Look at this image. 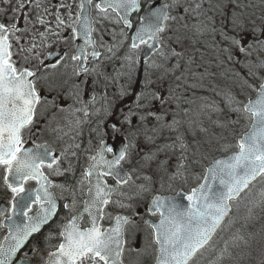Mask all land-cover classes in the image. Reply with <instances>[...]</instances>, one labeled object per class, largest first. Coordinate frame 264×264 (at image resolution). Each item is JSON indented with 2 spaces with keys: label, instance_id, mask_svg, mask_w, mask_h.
Here are the masks:
<instances>
[{
  "label": "snow or ice",
  "instance_id": "snow-or-ice-1",
  "mask_svg": "<svg viewBox=\"0 0 264 264\" xmlns=\"http://www.w3.org/2000/svg\"><path fill=\"white\" fill-rule=\"evenodd\" d=\"M92 2L93 0H81V12L87 13L83 16L84 25L88 23ZM229 2L233 3L235 8L245 6L238 3L237 0H229ZM3 3L10 4L11 0H3ZM173 6L182 9L183 15H170L169 10ZM24 7L25 4L20 2L17 7L12 8V12L16 13ZM95 7L102 13H107L108 9H112L118 14L122 13L120 18L130 27L128 14L138 10L140 3L139 0H100ZM217 8H222V5L213 3L212 0H185L184 4H181L180 0H173L171 5L150 6L146 10L145 16L141 18L143 22L133 36L131 47L136 49L140 44H146L149 49H153L155 44L160 42L161 34L166 30L169 20L184 21L182 27L190 28L192 36L185 35L176 38V43L181 45V50L172 49L170 55L176 58V64L167 71L180 70V75L175 79L181 82L177 87L183 86L185 91L213 92L215 88L207 82L210 77L214 76V73L209 71L205 63L197 62L194 56L187 54L184 47L186 41L189 46L194 48L197 44L203 45L206 41L202 38L211 35L213 40L211 44H208V47L215 48L219 53V56L214 59L221 64L232 62L237 53L247 58L251 57L254 51H264V40L257 37L258 32L264 35V31L251 29V38H249V30L244 27L241 13L236 10L232 11L230 20H221V27L217 30L214 26L213 16L208 15L210 11L214 12ZM6 12V8H0V14ZM220 14L224 16L223 11ZM24 18L27 19L26 16ZM15 20L16 17L13 15L6 22L0 21V166H3L8 174L5 176V183L8 184L12 192L23 193L13 205V211L14 214L22 216L24 219L17 222L8 218L10 221L7 225L8 235L4 237V242H0V264H13L14 258L25 246L29 237L33 233L39 232L41 227L56 214V197L49 190L52 187V182L48 180L42 169L44 166L49 169H52L54 165L59 167L60 163V157L54 156L46 145H36L35 150L32 148L22 149L21 147L23 131L33 124L37 107L44 98L37 92L34 80L29 79L34 77L35 73L27 68L18 69L12 60L11 48L13 45L9 40V34L14 35L19 31ZM228 24L230 27H227ZM91 32V27H87L86 36H90ZM150 41L152 43H149ZM86 42L94 44L91 39H87ZM83 53L84 49H80V52L72 59H80ZM98 55L99 53L92 52L93 57ZM160 55L165 60L169 59V56L164 52H161ZM201 59H203V53H201ZM237 62L249 69V75L252 74L251 60ZM259 66L264 67V60L260 62ZM80 70L87 71V69ZM236 75L239 76V73ZM149 84L150 81H146L143 89L135 96V109L141 107L146 109V114L139 116L142 123L148 117H155L158 121L162 118L155 111L150 110L154 103L159 102L163 106L170 102L159 92H149ZM219 94L217 93V95ZM225 98L228 103L233 102L230 93H226ZM179 99L178 96L177 100L179 101ZM198 99L203 102L200 105L201 109L215 107V101H209L206 96H200ZM177 106L179 107V105ZM189 111L188 108L183 109L185 115ZM244 111L251 113L254 120L251 133L242 137L239 143L240 151L237 154L230 157L229 161H216L215 165L208 169L209 176L205 177L206 181L209 178L218 181L220 187L217 190H212L207 183L202 184L187 196L190 205L186 209L172 203L168 206L166 213H161L159 225L154 226L157 232L156 243L159 245L157 264H190V261L209 245L217 231L222 229L230 211L229 201L239 197L244 190L249 188L251 181L264 174V83L259 85L257 98L249 100L248 104L244 106ZM85 115H87L86 110ZM134 116L135 112L130 107L123 115L121 125L133 124ZM76 123L79 124L80 121L77 120ZM180 123L181 121L173 118L168 127L175 130ZM193 123L190 120L189 126ZM121 125L113 124L114 132L119 133ZM177 140L182 141V136L178 135ZM179 146L186 148L183 142ZM165 147H171V145H165ZM106 151L112 152L113 148L107 147ZM126 151V146L120 148L113 159L107 160L104 157L105 145L101 141V149L97 155L90 157L91 163L86 172L88 177L95 176V184L89 188V200L84 208V211L88 212L91 217V226L81 229L78 223L80 216L72 217L63 225L59 233L62 242L57 246L56 251L48 253L46 264H85V261H90L91 264H97L98 261H102L103 264H121L123 251L121 234L123 225L128 222V218L116 217V227L108 230H102L98 226L97 218L102 206L109 203L112 193L119 191L118 188L108 187L101 177L114 175L118 184H127L130 180L128 173L125 172L121 175L123 169L119 168L120 162L125 158ZM63 155L62 152L61 156ZM101 164L104 168L103 172L100 171ZM9 175L12 182H9ZM29 179L35 180L39 185L34 191H26L23 188V183ZM145 179L148 178L145 177ZM140 187L144 188V185H140ZM260 195L264 198V192ZM33 204L38 205V208L32 216H29L28 212L31 211ZM153 206L156 210L162 207L160 197L154 198ZM64 207L68 208L69 205L65 204ZM17 208L19 209L18 213L16 212ZM92 209L96 211L94 212ZM152 210V208L149 209V211ZM231 241L238 246L241 241H244V237L238 232L232 233ZM227 252L228 242L225 241V246L217 256L215 264H222L223 257ZM20 264H32L27 253Z\"/></svg>",
  "mask_w": 264,
  "mask_h": 264
},
{
  "label": "flooded vegetation",
  "instance_id": "flooded-vegetation-1",
  "mask_svg": "<svg viewBox=\"0 0 264 264\" xmlns=\"http://www.w3.org/2000/svg\"><path fill=\"white\" fill-rule=\"evenodd\" d=\"M46 1L48 5L45 7L36 6L35 8L40 12L36 23L40 27L49 25L64 27L67 24V28L61 29L60 40L52 45L51 51H47L43 45H38L35 42L36 39L28 40L31 28H34L35 35L38 37L44 35V28L37 29L30 24L18 23L19 31L14 35L9 34L13 45L11 48L13 62L18 69L27 68L35 73L33 80L37 92L44 98L37 107L33 124L23 131L21 147L26 149L36 145H47L54 156L60 157L59 167L54 165L52 169H49L44 166L42 169L48 180L52 182L50 190L56 197V214L48 227L31 238L19 258L23 259L27 253L32 264H40L38 258L40 259L43 250L47 247L48 234L51 233L49 236V246H51V242H55L56 237L60 236L61 227L81 208L89 188L86 176L88 161L101 147V141L107 143L104 152L107 160L116 156L122 146L127 148L125 158L121 163L129 171L130 180L127 184L120 186V196H115L108 205L103 226L106 227L111 223L112 215L116 212L124 213L130 218L125 227V254L130 256L132 252L129 247L133 246L135 238L138 237L141 240L139 233L141 229L138 222L146 223L149 217L146 208L138 213L136 203H133L131 199L136 187V176L129 160L127 161V156L130 155V141L136 136L135 96L138 90L133 74L128 77L127 81L122 80L124 86L121 87L120 83L115 80L116 71L113 68L105 71L104 65L105 63L113 64V61L108 60L116 53L113 36H118L119 32L129 36L127 31L121 27L115 14L110 11L100 12L96 9L97 3L94 1L92 6L93 34L97 49L88 48L85 50L83 59L74 60L72 57L77 55L74 30L78 23V14L76 16L75 13L73 16L68 10H65L66 14H62L61 7L55 8L52 1ZM53 2L57 3L56 0ZM36 3H38L37 0L33 2V6ZM132 22H136L135 18ZM106 32L107 35L104 34ZM120 38L121 35L118 36L119 40ZM93 51L99 55L93 57ZM61 52H63L62 58L55 57L51 62H46L50 54ZM154 59L155 56L147 64L152 67L156 65ZM80 69H87V71ZM158 76L164 78L166 74L159 71ZM130 107L135 112L134 123L121 125L122 117ZM85 110L87 115H85ZM77 120L80 121L79 124L76 123ZM113 124L121 125L119 133L114 132ZM107 147L113 148V151H106ZM62 152L63 156H61ZM2 170L3 175H0V238L4 236V230L1 228L3 220L9 216L18 197L23 194L12 192L5 183L6 171L3 166ZM104 180L107 185L116 184L112 178L104 177ZM37 186V182L31 179L23 183L26 191H33ZM65 204L69 207L65 208ZM1 208L5 209V214L1 213ZM37 208L38 205L33 204L29 213H34ZM83 226H87L86 219ZM151 236L149 232V237ZM152 246V251L147 252L151 264L156 259L154 242Z\"/></svg>",
  "mask_w": 264,
  "mask_h": 264
},
{
  "label": "rangeland",
  "instance_id": "rangeland-1",
  "mask_svg": "<svg viewBox=\"0 0 264 264\" xmlns=\"http://www.w3.org/2000/svg\"><path fill=\"white\" fill-rule=\"evenodd\" d=\"M20 2H23L25 7L13 13L12 8ZM65 2L68 4L69 0H65ZM212 2L222 5V8H217L214 12L210 11L208 13L209 16H213L214 26L217 30L220 29L217 19L220 17L222 20H230L232 11L236 10L241 13L244 27L249 30V38H251V29L264 31V0H237L238 3L245 5L241 8H235V5L230 3L229 0H212ZM31 6V0H11V3L7 5L3 3V0H0V8L7 9L6 13L0 14V19L3 16L12 17L15 15V21H18L26 13L27 20H31L30 23L34 25L33 27H36L33 21L37 13L33 8H29ZM54 7L58 8L56 4H54ZM64 7L67 10V5H64ZM221 11L224 12V16H221ZM61 13L66 14L65 9L61 8ZM227 26L230 27V24ZM43 28L45 32L40 37L35 35L34 28H31L28 40L36 39L37 44L44 45L50 51L52 45L60 40L61 25H49ZM181 31V37L184 34L189 37L192 36L190 28H183ZM120 35L122 42L118 39ZM108 36L110 35L108 34ZM118 36H113V40H115L114 48L117 51L113 56L114 60L121 56L124 57L128 49L125 43V41H128L124 38L123 33L119 32ZM208 36L211 37V40H202L211 44L213 37ZM257 37L264 40V35H261L260 32L257 33ZM209 52V55L204 53L203 59H200V61L208 66L210 72L214 73L213 80H209L207 83L213 86L215 91H196L186 97L184 102H188L189 107L192 106L187 115L184 112L180 115L174 113V111H171L172 108L168 109L166 105L161 106L158 102V104L154 103L150 110H157L156 113L162 117L159 121L155 117H148L142 123L139 116L145 115L146 109H139L137 112L138 125L135 147L137 161L135 171L137 172L136 182H138V186L135 187L136 191L135 194H132L131 199L133 203H136L138 212H141L149 204V200L156 191L162 193L175 192L178 188L190 189L191 186L197 185L202 177L203 170L214 157L236 149L234 141L238 137V131L241 130L242 132V128L250 122V118L243 114L240 103L243 99L245 101L249 95L253 96L256 88L255 84L258 82L260 85L263 80L264 67L259 65L264 60V51H254L252 56L247 58L237 53L232 62L223 64L214 59L219 56L215 48H209ZM190 53L187 51L188 55ZM131 58L126 59L121 68H117V62H115V70H121L122 76L133 73V64L138 68L137 55L135 54L134 57L131 54ZM246 59L251 60L253 64L251 75H249L248 68L237 62L246 61ZM127 60H130V62ZM133 61L136 62L133 63ZM237 73H239V76L236 75ZM118 77L119 75L116 74L117 80ZM245 81L247 82L245 83ZM160 88H158L159 91H161ZM217 93L220 94L217 95ZM226 93L231 94L232 103L226 101ZM200 96H206L209 101H215V107L201 109L200 105L203 102L198 99ZM217 98H219V101L216 100ZM190 101H194L192 105ZM220 102L229 108L228 112L221 110L219 107ZM168 111H171L172 114L169 115ZM173 118L181 121L175 130L168 127ZM190 120L194 122L191 126H189ZM178 135L182 136V141L177 140ZM181 142L186 145V148L179 146ZM165 145H171V147H165ZM199 171L202 172L201 176ZM145 177L148 179H145ZM140 185H144V188H141ZM262 192H264V177L240 199L233 202L232 215L222 232L216 237L213 247L210 248V251L208 248V251H205L206 253L201 254L191 264H215L217 256L220 255L225 246V241L228 242V252L225 253L222 264H230L233 260H239L238 264H264V198L260 195ZM140 228V231L145 234V226L142 225ZM237 232L244 237V241H241L238 246L231 241V234ZM140 243L144 244L142 241ZM138 244L139 238L136 237L134 245L138 246ZM137 261L139 263V259ZM144 263L145 261L141 259L140 264ZM85 264H91V262L85 261ZM97 264L102 263L98 261ZM130 264L137 263L132 261Z\"/></svg>",
  "mask_w": 264,
  "mask_h": 264
},
{
  "label": "water",
  "instance_id": "water-1",
  "mask_svg": "<svg viewBox=\"0 0 264 264\" xmlns=\"http://www.w3.org/2000/svg\"><path fill=\"white\" fill-rule=\"evenodd\" d=\"M153 6H155V5H153ZM120 14H122V13H120ZM145 14H146V13H145ZM145 14L143 15V17L145 16ZM84 15H87V13H82V17H83ZM89 17H90V16H89ZM88 23L90 24V20H88ZM141 24H142V23H141ZM141 24H140V25H141ZM140 25H139V26H140ZM139 26H138V27H139ZM135 33H136V31H135ZM134 35H135V34H134ZM151 43H152V42H151ZM157 44H158V43H157ZM157 44H155V47H154L153 49H149L148 46L145 47L143 53L140 55V61L145 60V59H146V58H147L152 52H154V51L156 50ZM263 83H264V82H263ZM257 93H258V92H257ZM256 98H257V95H256L255 98H253V99H249V100H255ZM248 102H249V101H248ZM247 104H248V103H247ZM247 104H245V105H247ZM248 113H249V112H248ZM253 123H254V120L252 119V124H251L249 130H248V131H247L242 137H244V136H246V135H248V134L251 133L252 128H253ZM242 137L239 138V140H238V144L240 143ZM239 151H240V150H239ZM239 151H238V152H239ZM238 152H235V153L229 154V155H227V156H220V157H218L216 160H214V161L212 162V164L209 165V166L206 168V175H205V177H206V176H209L208 169L211 168V167H213V166L215 165L216 161H229V158L232 157L233 155L237 154ZM259 176H261V175H259ZM259 176H257V177L255 178V180H256ZM205 177H204V180L202 181V183H201L200 185L207 183V184L210 186V188H211L212 190H217V189L220 187L218 181H213V180H211L210 178L206 181V180H205ZM255 180H253V181H255ZM253 181H251V183H252ZM251 183H250V184H251ZM200 185H199L197 188H199ZM197 188H195V189H197ZM191 193H192V192H191ZM190 195H191V194H190ZM187 196H188V195H186L183 191L180 190V191H179L177 194H175V195H166V196L156 195L154 198H156V197H160V198H161L162 207H161L159 210L161 211V213H162V212H163V213H166V210H167L168 206H169L170 204H172V203H175V204L179 205L181 208L186 209V208L190 205V202L187 200ZM154 198H153V200H154ZM88 200H89V192H88V197H87V199H86V202H87ZM153 200H152V203H153ZM85 205H86V204H85ZM103 206H104V205H103ZM103 206H102V208H103ZM153 207H154V206H153ZM84 208H85V207H84ZM102 208H101L100 211H99L97 221L99 220V217H100V215H101ZM92 211L95 212L96 210H95V209H92ZM84 215H88V212H85L84 209H83V212H82L81 218H82ZM160 220H161V219H160ZM160 220H159V222L153 224V228H154V232H155V240H156L157 232H156V229H155L154 226H155V225H159ZM115 224H116V222H115ZM158 255H159V245H158ZM121 264H122V263H121ZM156 264H157V262H156Z\"/></svg>",
  "mask_w": 264,
  "mask_h": 264
},
{
  "label": "trees",
  "instance_id": "trees-1",
  "mask_svg": "<svg viewBox=\"0 0 264 264\" xmlns=\"http://www.w3.org/2000/svg\"><path fill=\"white\" fill-rule=\"evenodd\" d=\"M218 20V22H219V24L221 25V20H222V18L220 19V17L217 19ZM228 27V26H227ZM202 47H203V45H202ZM215 79V78H214ZM209 80H213V77H211V79H209ZM216 100H218L219 101V98H217ZM244 100V99H243ZM242 100V101H243ZM219 107L221 108V110L222 111H226V112H228L229 111V108H227L223 103H221L220 102V105H219ZM228 114V113H227ZM239 261V260H238ZM238 261H232L230 264H238Z\"/></svg>",
  "mask_w": 264,
  "mask_h": 264
}]
</instances>
